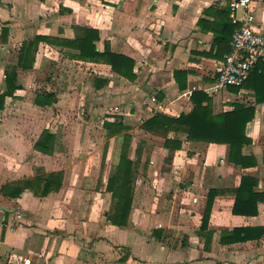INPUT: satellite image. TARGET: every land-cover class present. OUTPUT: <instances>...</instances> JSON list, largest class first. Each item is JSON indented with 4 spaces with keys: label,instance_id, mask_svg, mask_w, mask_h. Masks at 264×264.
I'll use <instances>...</instances> for the list:
<instances>
[{
    "label": "crops",
    "instance_id": "crops-1",
    "mask_svg": "<svg viewBox=\"0 0 264 264\" xmlns=\"http://www.w3.org/2000/svg\"><path fill=\"white\" fill-rule=\"evenodd\" d=\"M230 2L0 0V33L9 29L0 44L1 92L23 41L43 37L0 109V264H264V63L242 86L213 90L248 12L264 33V0L234 12ZM77 27L97 30L96 50L131 57L136 78L79 59L80 50L64 42ZM194 91L211 97L214 113L234 104L254 109L242 148L251 164L231 161L229 143L144 128L157 113L190 112ZM42 93L51 101L37 103ZM107 121L124 127L110 133ZM45 129L53 135L49 152L35 148ZM125 135L134 188L119 224L109 218L108 183ZM58 171V190L41 195L25 185L14 194L22 181ZM242 176L252 180L239 188ZM238 189L250 214L233 211ZM236 227H247L248 238L233 240Z\"/></svg>",
    "mask_w": 264,
    "mask_h": 264
},
{
    "label": "trees",
    "instance_id": "trees-1",
    "mask_svg": "<svg viewBox=\"0 0 264 264\" xmlns=\"http://www.w3.org/2000/svg\"><path fill=\"white\" fill-rule=\"evenodd\" d=\"M8 33L9 29L7 27L1 29L0 44L8 40ZM76 33L75 39L64 42L80 50L77 55L79 59L108 64L114 72L121 76L129 80H134L136 78L137 74L134 70L135 62L131 57L116 53L109 47L104 51L96 50L94 40L98 37L97 30L77 27ZM42 39L43 37L36 36L34 39L23 41L19 49L17 63L6 65L5 79L7 89L2 92L0 91V109L4 107L5 97L7 95L13 96L15 91L19 88V84H17L18 68H31L33 66L35 51L39 41ZM46 39L50 40L48 37H46ZM262 63H264V61H259L254 69L259 67V64ZM48 97H52L50 93L39 94L36 99L37 103H45L48 100L50 102L51 99H48ZM191 98L194 102V106L190 112L181 113L177 117H172L164 113H157L144 122V128L163 131H169L170 129L176 131L181 130L187 134L190 140L229 143L231 161L245 167L251 164V162H249L250 160H248L249 158L242 153V148L251 141L245 131L247 122L254 116V109L252 107H245L241 104H234L231 110L214 113L211 97L207 96L202 91H194ZM206 100L207 104H204L203 102ZM104 125L109 128L110 133L120 132L124 127L122 123L108 121L105 122ZM129 138V135H125L120 162L117 165V169L111 174L108 183V189L112 191L113 198L115 199L109 218L114 223L119 224L126 223V217L131 208L134 188V173L131 170L132 161L129 160L125 154ZM52 141L53 135L48 129H45L35 143V148L49 152L52 148ZM61 177L62 173L59 171L45 175H37L33 179L22 181L20 184L21 186L16 189L14 194H19L23 190V186L27 185L37 194L47 195L50 191L59 189ZM250 180H252V178L249 176H242L239 188H243L246 181L248 182ZM240 193L241 190L238 189L233 211L235 213L250 214L251 211L242 208L243 205L245 206L248 204V201L247 203L242 200L238 201ZM212 198L213 196L209 194L208 204L202 219V228L208 226ZM254 212H257V209ZM247 229V227H236L232 229L231 234L234 236L236 235L233 240L247 239ZM222 233H227V231H222Z\"/></svg>",
    "mask_w": 264,
    "mask_h": 264
},
{
    "label": "built area",
    "instance_id": "built-area-1",
    "mask_svg": "<svg viewBox=\"0 0 264 264\" xmlns=\"http://www.w3.org/2000/svg\"><path fill=\"white\" fill-rule=\"evenodd\" d=\"M252 0H231L232 11L249 8ZM253 14L248 12L233 32L231 49L219 69L213 90H225L230 85L242 86L259 61H264V33L252 27Z\"/></svg>",
    "mask_w": 264,
    "mask_h": 264
}]
</instances>
